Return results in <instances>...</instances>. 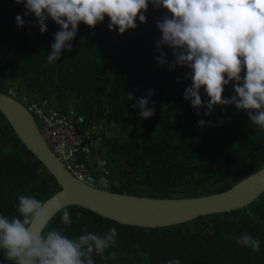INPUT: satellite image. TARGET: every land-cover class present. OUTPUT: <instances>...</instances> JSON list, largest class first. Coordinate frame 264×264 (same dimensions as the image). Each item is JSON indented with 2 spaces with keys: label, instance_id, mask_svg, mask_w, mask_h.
<instances>
[{
  "label": "trees",
  "instance_id": "trees-1",
  "mask_svg": "<svg viewBox=\"0 0 264 264\" xmlns=\"http://www.w3.org/2000/svg\"><path fill=\"white\" fill-rule=\"evenodd\" d=\"M25 11L24 3L0 0V91L14 84L16 94L45 99L59 113L71 109L84 125L98 126L102 143L95 155L105 157L107 175L89 167L93 184L104 178V188L113 192L190 197L224 190L264 164V129L252 124L246 111L215 106L209 116L205 108L196 115L198 110L183 99L191 84L184 78L190 69L170 70L157 62L161 33L156 21L170 15L166 9L149 3L146 23L137 19V28L124 34L110 31L107 17L95 28L81 23L70 42L72 51L63 50L52 64L46 56L59 26L49 19L42 34L29 14L18 29L15 17ZM162 50L171 64L173 50ZM149 90H154L150 105L156 114L141 119L127 94L146 97ZM223 95H235L232 84ZM201 96L208 99L203 90ZM201 119L204 127L198 125ZM57 189L0 114V214L18 216L21 194L42 201ZM65 210L71 224L61 220ZM112 227L117 230L116 247L104 255L115 252V258L105 261L93 253L95 264H167L171 258L181 264H264V190L239 209L154 228L121 224L71 205L57 211L43 231L63 229L74 238L85 231L102 235ZM243 233L260 240L259 252L235 242ZM0 264H12L2 249Z\"/></svg>",
  "mask_w": 264,
  "mask_h": 264
},
{
  "label": "clouds",
  "instance_id": "clouds-1",
  "mask_svg": "<svg viewBox=\"0 0 264 264\" xmlns=\"http://www.w3.org/2000/svg\"><path fill=\"white\" fill-rule=\"evenodd\" d=\"M24 3L23 16L15 17L16 25L22 28L29 14L36 18L40 32H47L46 21L51 19L59 26L54 34L51 52L46 56L49 64L57 62L63 50L72 51L70 43L76 36L78 26L83 23L95 28L105 17L110 31L124 34L137 28V19L146 23L145 12L149 3L156 9H166L165 15L156 21L161 33L156 42L159 56L157 62L170 70L177 66L187 67L185 79L190 86L184 90L183 99L197 109L205 108V116L212 114L215 106L234 105L237 110L247 112L248 120L264 129V0H15ZM30 26L32 21H27ZM167 46L173 50L174 60L168 64ZM243 73V75H242ZM234 82V83H233ZM232 84L235 95L225 97V87ZM201 90L208 97L202 100ZM131 106L139 109L141 119L153 117L154 104L150 98L133 97ZM205 120L198 122L205 126ZM223 123V121H220ZM210 125V122H209ZM211 126V125H210ZM18 216L0 214V249L12 264H95L93 253L107 261L116 253L104 255L106 250L116 247L117 230L110 228L98 234L85 231L78 237L69 238L63 229L51 228L43 231L50 219L44 203L31 195H19L16 205ZM251 214V213H249ZM64 224H71L70 213L61 216ZM39 224L37 230L33 225ZM228 239L233 237H226ZM238 245L259 252L261 242L248 233L235 237ZM167 264H181L171 258Z\"/></svg>",
  "mask_w": 264,
  "mask_h": 264
},
{
  "label": "water",
  "instance_id": "water-1",
  "mask_svg": "<svg viewBox=\"0 0 264 264\" xmlns=\"http://www.w3.org/2000/svg\"><path fill=\"white\" fill-rule=\"evenodd\" d=\"M23 105L16 97L0 91L1 116L58 186L42 200L50 219L62 208L77 205L121 224L164 227L202 215L239 209L264 190V164L224 190L190 197L119 193L84 183L74 178L51 153ZM33 227L39 230L41 225Z\"/></svg>",
  "mask_w": 264,
  "mask_h": 264
},
{
  "label": "built area",
  "instance_id": "built-area-1",
  "mask_svg": "<svg viewBox=\"0 0 264 264\" xmlns=\"http://www.w3.org/2000/svg\"><path fill=\"white\" fill-rule=\"evenodd\" d=\"M5 92L24 104L51 153L74 178L93 184L89 167L107 175L105 157L95 155L102 143L98 126L93 122L84 125L71 109L59 113L45 99L34 101L26 92L16 94L13 87Z\"/></svg>",
  "mask_w": 264,
  "mask_h": 264
},
{
  "label": "rangeland",
  "instance_id": "rangeland-1",
  "mask_svg": "<svg viewBox=\"0 0 264 264\" xmlns=\"http://www.w3.org/2000/svg\"><path fill=\"white\" fill-rule=\"evenodd\" d=\"M9 86H10V87H13L14 84H9ZM9 86H8V88H9ZM107 182H108L107 180H104V178H101L100 180H98V181L95 183V185L104 188V187L107 185Z\"/></svg>",
  "mask_w": 264,
  "mask_h": 264
}]
</instances>
